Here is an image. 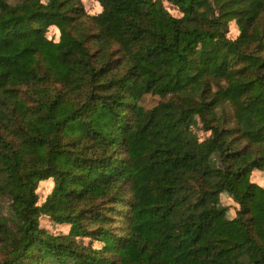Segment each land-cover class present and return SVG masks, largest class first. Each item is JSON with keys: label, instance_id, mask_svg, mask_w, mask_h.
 <instances>
[{"label": "trees", "instance_id": "16d2710c", "mask_svg": "<svg viewBox=\"0 0 264 264\" xmlns=\"http://www.w3.org/2000/svg\"><path fill=\"white\" fill-rule=\"evenodd\" d=\"M97 1L0 0V264H264V0Z\"/></svg>", "mask_w": 264, "mask_h": 264}, {"label": "rangeland", "instance_id": "374dc122", "mask_svg": "<svg viewBox=\"0 0 264 264\" xmlns=\"http://www.w3.org/2000/svg\"><path fill=\"white\" fill-rule=\"evenodd\" d=\"M18 0H10V2H16ZM83 3L85 5V9L87 10L88 13L90 14H96L98 12H100L102 10V6L100 5V2L97 0H83ZM171 12L176 15V16H180L181 13L178 9L175 8H171ZM240 23L237 21V19L232 20L231 23V36H235L237 35V33L240 31ZM48 35L50 37H54L55 39L58 40L59 38V31L56 28H50V30L48 31ZM160 100V97L158 95H153V94H146L144 96V98L141 101L142 106H144L145 108L149 109L154 107L158 101ZM194 130L201 134L204 135L205 133L202 131L201 128V123L199 120L195 121V126H194ZM257 174V178L256 180L258 182H264V177L262 174H260L258 171H256ZM50 188H45L43 185L40 186V193H41V197L44 198V196L49 192ZM223 200H226V202L228 204H230V207L228 209V211L226 212V217H233L235 215L234 213V209L236 208V204L233 200L230 199V197L228 195H226L224 198H222ZM0 203H1V209H0V216L2 215L3 217H7L10 216V200L8 198H0ZM42 225L45 226L48 230H50L51 232L54 233H58L61 232L62 227L55 225L51 222H46L43 221Z\"/></svg>", "mask_w": 264, "mask_h": 264}]
</instances>
